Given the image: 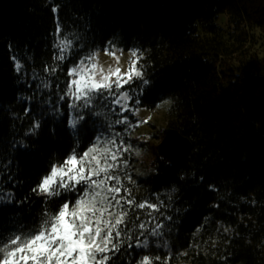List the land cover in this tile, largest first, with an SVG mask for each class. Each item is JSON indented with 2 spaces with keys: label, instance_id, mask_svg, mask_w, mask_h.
I'll return each mask as SVG.
<instances>
[{
  "label": "trees",
  "instance_id": "obj_1",
  "mask_svg": "<svg viewBox=\"0 0 264 264\" xmlns=\"http://www.w3.org/2000/svg\"><path fill=\"white\" fill-rule=\"evenodd\" d=\"M220 15L226 29L217 25ZM57 23L74 41L63 62L53 58ZM112 46L142 53L148 83L126 86L132 107L169 101L166 127L150 138L161 141L169 127L192 146L173 162L159 143L148 144L145 170L134 169L131 180L127 164L116 170L136 202L163 201L152 216L163 221L168 247L125 243L110 264H135L145 254L170 256L168 264H264V0H0V186L15 194L0 221L31 223L60 202L45 204L31 189L50 160L73 147L84 151L92 129L73 131L66 104L53 116L46 101L62 94L75 61ZM45 65L57 71L45 73ZM41 81L51 87H38ZM94 110L102 114L97 123L118 118L110 108ZM124 115L132 119V111ZM34 120L40 127L25 135ZM125 128L114 131L128 143ZM131 142L122 160L138 162L143 144ZM149 211L129 213L133 244L141 231L136 216L147 222Z\"/></svg>",
  "mask_w": 264,
  "mask_h": 264
},
{
  "label": "snow or ice",
  "instance_id": "obj_2",
  "mask_svg": "<svg viewBox=\"0 0 264 264\" xmlns=\"http://www.w3.org/2000/svg\"><path fill=\"white\" fill-rule=\"evenodd\" d=\"M61 33L62 28L57 23L53 58L59 62L68 59L74 46L73 39L61 36ZM104 51L119 62L115 46ZM130 52L126 71L116 67L105 72L96 62L98 54L95 51L80 57L68 68L62 94L58 95L55 103L51 99L46 101L49 114L53 116L64 114L61 105L66 104L68 126L75 132L85 126L91 128V142L82 152L73 147L65 156L50 160L46 171L31 189L42 197L45 204L59 198L55 209L43 208L40 216L27 224L15 218L0 221V264H110L125 243L129 249L134 246L147 249L152 243L157 247H168L162 231L163 221H157L152 216L153 211H159L163 201L136 202L130 190L123 187L121 177L115 174L122 164L126 166L127 161L122 157L131 145L126 144L121 133L114 128L116 125H127L128 117L124 113L139 111L132 107L133 96L126 86H131L136 80L145 85L148 83L143 79L140 65L142 53L139 50ZM15 66L18 72L23 67L18 60ZM55 71L57 68L45 65V73ZM38 87L48 89L51 84L41 81ZM135 103L139 104V100ZM97 105L110 108L118 118L97 123L95 118L102 115L94 110ZM30 111V108H25V114ZM89 119L91 124H88ZM146 122L137 121L138 124ZM39 127L40 121L34 120L25 135ZM19 143L24 146L22 141ZM127 179L131 180V177ZM14 200V192L0 186V208L11 205ZM145 208L150 210L149 220H140L137 214L141 231L135 236L133 244V229L128 226L129 213ZM166 219L171 220V217ZM169 259L170 256L162 260L160 256L145 254L135 264H168Z\"/></svg>",
  "mask_w": 264,
  "mask_h": 264
},
{
  "label": "rangeland",
  "instance_id": "obj_3",
  "mask_svg": "<svg viewBox=\"0 0 264 264\" xmlns=\"http://www.w3.org/2000/svg\"><path fill=\"white\" fill-rule=\"evenodd\" d=\"M227 20L228 18L225 15H220L217 20V25H219L223 29H226ZM106 48L111 49L112 47H106ZM115 50H116V56L119 57V62H117L116 58L113 57L112 55L106 54L104 49L95 51L98 54L96 62L98 63L99 66L104 68L105 72H107L109 68L114 69L116 67L121 68L122 71H126L131 59L130 50H136V49L124 50L115 47ZM158 105L153 110H149L146 107L139 105L135 107L133 106L134 109H139V111L138 112L132 111V119H128V123H129V130L127 131L128 143L126 144H130L132 146L131 141L133 138V140L136 141L135 143H141L143 145L140 148H137L136 149L137 152H135V155L139 157L138 162H134V159L128 162L126 158L127 167H125V169L129 170V173L131 174L130 175L126 173L125 175L127 177L132 178V173L134 172L133 171L134 169H136L137 172V169L145 170L147 168V164L150 158L148 151L149 145L160 143L158 139L150 138V136L152 133L166 127L167 125L166 114H167V108L169 106V101L168 103L161 102ZM145 120H147L146 123H139V124L137 123V121H145ZM124 156L125 153L123 154V157ZM151 240H155V238H151ZM152 245L156 246L155 243H152L149 245V247Z\"/></svg>",
  "mask_w": 264,
  "mask_h": 264
},
{
  "label": "water",
  "instance_id": "obj_4",
  "mask_svg": "<svg viewBox=\"0 0 264 264\" xmlns=\"http://www.w3.org/2000/svg\"><path fill=\"white\" fill-rule=\"evenodd\" d=\"M192 143L189 138L177 130L167 128L164 137L157 145L158 151L173 162L180 161L190 150Z\"/></svg>",
  "mask_w": 264,
  "mask_h": 264
}]
</instances>
